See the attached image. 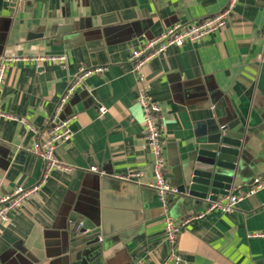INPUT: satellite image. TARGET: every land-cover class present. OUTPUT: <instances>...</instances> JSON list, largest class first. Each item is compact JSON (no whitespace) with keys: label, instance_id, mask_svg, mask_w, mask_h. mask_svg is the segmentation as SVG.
<instances>
[{"label":"crops","instance_id":"0c3cea01","mask_svg":"<svg viewBox=\"0 0 264 264\" xmlns=\"http://www.w3.org/2000/svg\"><path fill=\"white\" fill-rule=\"evenodd\" d=\"M229 2L0 0V56L66 58L64 68L17 63L6 71L0 113L15 120L0 117V197L44 180V161L28 150L36 136L46 138L52 128L46 122L79 69H102L77 86L58 117L71 138L55 146L54 158L68 170L50 172L10 222L0 224V264H172L171 254L184 264H264V237H249L264 233V189L231 212L200 219L201 208L168 204L179 232L167 241L166 212L148 187L154 157L138 104L144 93L160 109L162 174L172 189L197 141L232 122L251 130L249 176L242 184L264 181V0H236L222 30L168 48L139 72L130 63L147 42L214 16ZM66 29L70 34H57ZM130 174L138 177L119 179ZM81 222L96 227L85 240L99 237L75 259L68 226Z\"/></svg>","mask_w":264,"mask_h":264},{"label":"built area","instance_id":"2783aa9c","mask_svg":"<svg viewBox=\"0 0 264 264\" xmlns=\"http://www.w3.org/2000/svg\"><path fill=\"white\" fill-rule=\"evenodd\" d=\"M21 2L27 0H19ZM236 0H230L228 5L223 8L218 14L206 18L200 22H194L186 25H176L166 31L159 37L147 42L144 47L139 50L133 51L130 56V63L135 72H139L141 68L148 63L151 59L161 55L170 47H181L186 43H196L203 41L209 35L222 30L228 19L230 18L234 9ZM50 62L58 64L62 68L65 67L66 58L64 56H23V57H9L0 56V94L4 81V77L7 69L10 65L17 63H44ZM102 69H79V72L74 80L69 84L64 94L60 97L54 116L46 122V124L52 128L46 134L44 140H40L37 136L34 139L31 148L28 150L31 154L41 158L45 163L44 180L40 181L36 186L30 189L17 188L8 195L0 197V224H8L10 222V214L17 212L22 206L36 194L44 184L45 179L50 172L56 169L68 170L54 158L55 146L58 143L68 142L71 138V131L67 127V122H59L58 117L63 111L68 100L71 98L75 89L82 81L88 78L90 75L101 72ZM141 80V78H140ZM138 104L144 112V131L145 138L149 149L154 157L153 175L154 179L149 184V188L152 189L158 196L162 206L165 210L164 215V228L166 238L169 243H173L179 232L178 226L175 225L173 220L167 214L169 194H176L177 190L172 189L163 177L162 171L165 167V160L163 157V139L162 132L157 123V114L160 109L154 103L148 101L144 93L140 94ZM100 114H105L104 108H99ZM0 117L15 120L11 116L0 113ZM30 130L37 135V132L29 127ZM91 172H97L95 168H90ZM137 175L130 174L128 176L119 177L120 180L130 181ZM264 189V181L255 179L252 181V185L243 194L237 193L228 196L222 203L213 204L206 213L220 210L221 212H231L234 208L245 198V196L252 195L257 190ZM205 213V214H206ZM205 214H201L197 218L204 217ZM250 238H263L264 233L251 234ZM168 261L172 264H184L183 261L175 254H171Z\"/></svg>","mask_w":264,"mask_h":264},{"label":"water","instance_id":"95a60500","mask_svg":"<svg viewBox=\"0 0 264 264\" xmlns=\"http://www.w3.org/2000/svg\"><path fill=\"white\" fill-rule=\"evenodd\" d=\"M57 34H70V30H59ZM250 131L232 122L229 126H222L217 132L201 137L191 160L176 172L179 181L177 193L168 195V204L184 207L186 211L201 208L204 212L197 215L198 217L205 214L213 204L228 197L231 192L234 195L248 189L250 186L242 183L249 176L248 160L252 142L247 133ZM164 173L166 174L165 171ZM95 229V226L83 222L68 226L70 247H78L72 252L75 253V259L82 254L83 248L98 241L99 233L92 240H85Z\"/></svg>","mask_w":264,"mask_h":264}]
</instances>
